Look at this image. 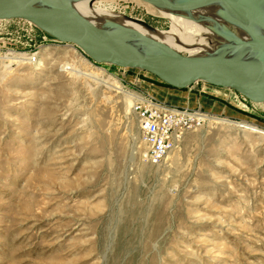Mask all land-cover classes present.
I'll use <instances>...</instances> for the list:
<instances>
[{
  "label": "rangeland",
  "instance_id": "obj_1",
  "mask_svg": "<svg viewBox=\"0 0 264 264\" xmlns=\"http://www.w3.org/2000/svg\"><path fill=\"white\" fill-rule=\"evenodd\" d=\"M103 4L171 28L144 1ZM10 54L38 65L6 68ZM163 84L0 20V264H264V103L209 113L151 164L132 107L163 101ZM192 87L228 104L238 94Z\"/></svg>",
  "mask_w": 264,
  "mask_h": 264
},
{
  "label": "water",
  "instance_id": "obj_2",
  "mask_svg": "<svg viewBox=\"0 0 264 264\" xmlns=\"http://www.w3.org/2000/svg\"><path fill=\"white\" fill-rule=\"evenodd\" d=\"M72 1L0 0V20L28 21L57 41L78 47L97 64L140 69L177 90L203 81L232 89L250 103H264L261 86L264 83V11L260 6L263 0H141L175 13L212 4L221 7L222 16L247 38L227 36L229 43L208 57L184 56L162 42L117 23L107 24L99 33L80 18ZM127 19L153 29L143 20L130 16Z\"/></svg>",
  "mask_w": 264,
  "mask_h": 264
},
{
  "label": "bare ground",
  "instance_id": "obj_3",
  "mask_svg": "<svg viewBox=\"0 0 264 264\" xmlns=\"http://www.w3.org/2000/svg\"><path fill=\"white\" fill-rule=\"evenodd\" d=\"M106 1L107 0H74L72 1V6L80 18L99 33L107 24L117 23L141 35L162 42L178 52L185 50L189 52L191 56L208 57L213 55L229 43L226 39L227 36H234L242 40L247 38L235 24L222 16L223 9L216 4L207 5L185 13H175L161 8H154L159 15L171 22L169 31L162 32L154 28L152 30L147 29L143 25L131 21L128 22L127 16L124 17L128 21L119 16V14L112 15L111 12L108 13L102 10V4ZM260 6L264 11V0L260 2ZM34 56H36V54H32L30 57L16 54L6 55L5 60L8 62L5 67L10 68L20 63H30L33 66H37L38 64L35 62ZM33 62L35 63L33 64ZM11 70L12 69L9 71ZM69 70L74 71L70 68ZM261 86L264 88V83ZM130 102L129 100V103ZM241 126L252 128L249 124Z\"/></svg>",
  "mask_w": 264,
  "mask_h": 264
},
{
  "label": "built area",
  "instance_id": "obj_4",
  "mask_svg": "<svg viewBox=\"0 0 264 264\" xmlns=\"http://www.w3.org/2000/svg\"><path fill=\"white\" fill-rule=\"evenodd\" d=\"M30 29H38L32 23L23 20ZM40 31V30H39ZM42 41L65 44L79 51L90 63V60L78 47L62 43L40 31ZM137 119L140 141L144 147L143 158L151 164H158L177 149L185 134L202 127L211 116L200 108L178 107L156 100L152 97H141L133 104Z\"/></svg>",
  "mask_w": 264,
  "mask_h": 264
},
{
  "label": "crops",
  "instance_id": "obj_5",
  "mask_svg": "<svg viewBox=\"0 0 264 264\" xmlns=\"http://www.w3.org/2000/svg\"><path fill=\"white\" fill-rule=\"evenodd\" d=\"M156 87L159 89L156 94L160 96L163 101L169 103L170 105L178 107L200 108L210 114H220L226 111L239 112V110L242 109L239 108L240 106L245 107L244 103H249L241 95L234 93L233 95L235 96H230L233 104H228L222 100H218L210 96L214 95V92H211L204 87L200 89H195L192 87L184 90H177L167 86L166 84L156 85ZM152 91L155 92L156 90L151 89V92ZM172 91H178L181 94L177 95Z\"/></svg>",
  "mask_w": 264,
  "mask_h": 264
}]
</instances>
